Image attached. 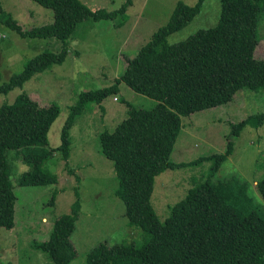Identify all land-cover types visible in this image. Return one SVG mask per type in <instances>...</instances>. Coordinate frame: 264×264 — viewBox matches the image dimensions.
<instances>
[{"label":"trees","instance_id":"16d2710c","mask_svg":"<svg viewBox=\"0 0 264 264\" xmlns=\"http://www.w3.org/2000/svg\"><path fill=\"white\" fill-rule=\"evenodd\" d=\"M35 1L52 10V23L22 30L0 3V24L23 38H54L60 47L29 59L22 71L0 84V93L61 62L66 41L89 16L94 21L113 20L126 7L123 3L118 10L91 11L80 0ZM203 1L196 0L193 5L178 1L168 22L132 58L125 59L123 70L111 85L81 92L77 102L69 106L57 147H47L48 130L59 114L57 104L42 106L20 93L14 102L0 106V226L10 229L15 225L17 196L9 166L12 154L28 168L19 175L17 184L55 183L56 175L43 168L44 162L54 153L67 160L68 130L76 117L87 103L100 104L106 96L116 94L123 82L155 103L149 109L127 103L126 117L111 133H100L99 142L102 155L112 162L117 181L114 194L123 204L124 216L130 224L144 229L147 238L141 244L101 242L88 252L85 264H264V206L244 182L210 179L231 153V141L224 152L199 158L213 160L209 176L188 189L164 222L157 219L150 204L155 176L186 164L170 160L181 117L227 104L241 89L264 91V59L255 57L262 40L258 28L264 19V0H220V16L214 27L168 44L167 38L187 26ZM263 121L264 112L248 115L232 124L231 134L238 135L245 125L257 127ZM255 187L264 200V176ZM79 211L76 199L67 213L53 220L47 238L35 242L51 264H69L75 257L69 236Z\"/></svg>","mask_w":264,"mask_h":264},{"label":"rangeland","instance_id":"374dc122","mask_svg":"<svg viewBox=\"0 0 264 264\" xmlns=\"http://www.w3.org/2000/svg\"><path fill=\"white\" fill-rule=\"evenodd\" d=\"M91 11L118 10L123 13L113 20L94 21L91 16L80 23L66 41V54L61 62L36 72L21 86L0 93V106L12 103L26 93L40 105L57 104L59 114L48 130L47 147L59 144V132L81 92L111 85L123 70L125 59L132 58L151 35L169 20L178 1L193 5L196 0H80ZM22 30L48 25L52 10L35 0H0ZM220 0H204L200 11L181 29L167 38L168 44L181 42L199 30L214 27L220 16ZM120 24V26L118 25ZM255 57L264 59V19L260 22ZM54 38H23L0 24V84L7 82L25 67L29 59L43 51H58ZM118 92L106 96L100 104L89 102L68 130V158L64 162L54 153L43 168L56 175L47 185L17 184L28 168L16 155L10 157V180L17 196L15 225L0 226V264H51L47 253L35 242L45 240L53 220L69 211L79 200L80 211L71 239L76 255L69 264H85L88 252L105 242L141 244L147 233L132 225L124 216L122 202L114 194L116 177L112 162L101 153L100 133H111L126 117L127 103L133 108L149 109L155 100L131 90L123 82ZM115 98V99H114ZM264 112V91L241 89L224 105L181 117L170 160L186 163L170 167L154 178L150 204L159 221L164 222L171 208L181 201L189 188L209 176L211 159L199 158L226 150L232 151L210 175L212 181L236 179L264 206L255 183L264 176V121L257 127L245 125L238 135L231 134L233 123L248 115ZM11 152H8V154ZM53 195V199L50 197Z\"/></svg>","mask_w":264,"mask_h":264},{"label":"built area","instance_id":"2783aa9c","mask_svg":"<svg viewBox=\"0 0 264 264\" xmlns=\"http://www.w3.org/2000/svg\"><path fill=\"white\" fill-rule=\"evenodd\" d=\"M115 99V98H114Z\"/></svg>","mask_w":264,"mask_h":264}]
</instances>
